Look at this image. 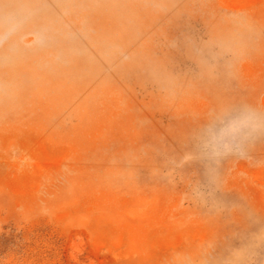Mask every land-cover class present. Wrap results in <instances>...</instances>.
<instances>
[{
    "label": "rangeland",
    "instance_id": "obj_1",
    "mask_svg": "<svg viewBox=\"0 0 264 264\" xmlns=\"http://www.w3.org/2000/svg\"><path fill=\"white\" fill-rule=\"evenodd\" d=\"M13 14L0 264H264V133L214 177L195 139L264 111V0H0Z\"/></svg>",
    "mask_w": 264,
    "mask_h": 264
},
{
    "label": "clouds",
    "instance_id": "obj_2",
    "mask_svg": "<svg viewBox=\"0 0 264 264\" xmlns=\"http://www.w3.org/2000/svg\"><path fill=\"white\" fill-rule=\"evenodd\" d=\"M21 23L14 14L0 18V42L15 33ZM262 133L264 111L250 105L225 107L211 113L208 122L195 133L200 155L210 162L209 175L215 176L213 165H218L226 156L242 155L247 144Z\"/></svg>",
    "mask_w": 264,
    "mask_h": 264
},
{
    "label": "bare ground",
    "instance_id": "obj_3",
    "mask_svg": "<svg viewBox=\"0 0 264 264\" xmlns=\"http://www.w3.org/2000/svg\"><path fill=\"white\" fill-rule=\"evenodd\" d=\"M41 23H43V24H45V27H50V25L51 26H54L53 28L51 27V28H49V29H47V30H51V29H53V31H56L55 30V25H53V24H51L50 22H47V20H42V22ZM57 36L58 37H56L57 39H60V40H62L63 41V37H61V35L60 34H57ZM54 47V46H53ZM55 47H56V50L54 51L55 52V54H56V52H61L62 50H64V55H65V53H67L68 52V49H66L65 48V45L63 44V43H55ZM104 49H108V47H109V43L107 42H105L104 43V46H102ZM53 54V53H52Z\"/></svg>",
    "mask_w": 264,
    "mask_h": 264
}]
</instances>
